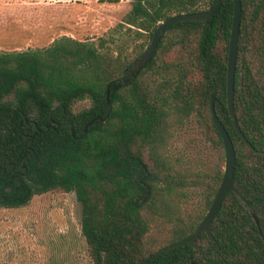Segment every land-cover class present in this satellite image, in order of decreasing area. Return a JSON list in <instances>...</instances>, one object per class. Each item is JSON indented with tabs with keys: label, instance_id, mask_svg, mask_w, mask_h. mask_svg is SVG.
<instances>
[{
	"label": "trees",
	"instance_id": "1",
	"mask_svg": "<svg viewBox=\"0 0 264 264\" xmlns=\"http://www.w3.org/2000/svg\"><path fill=\"white\" fill-rule=\"evenodd\" d=\"M218 1L134 0L126 23L152 39L161 22ZM233 10V0H225L208 21L169 28L131 78L127 71L144 44L102 53L65 37L70 45L0 54V209L27 207L50 192L75 193L93 264H264V0H242L234 96L239 127L262 156L247 149L229 116ZM84 100L90 107L75 112ZM212 102L234 144L236 192L213 222L215 242L202 233L167 250L193 234L223 179L219 166L188 181L170 150L177 132L196 119L224 163ZM190 187L202 191V202L182 218L178 200ZM156 223L171 230L160 245L152 236Z\"/></svg>",
	"mask_w": 264,
	"mask_h": 264
},
{
	"label": "rangeland",
	"instance_id": "2",
	"mask_svg": "<svg viewBox=\"0 0 264 264\" xmlns=\"http://www.w3.org/2000/svg\"><path fill=\"white\" fill-rule=\"evenodd\" d=\"M133 1L111 5L101 0H0V54L47 49L56 42L70 45L65 37L102 53H128L138 44L146 51L151 39L126 23ZM90 105L89 100L80 101L74 111ZM202 131L193 119L170 142L172 160L188 181L192 174L225 169L221 152ZM186 191L188 198L178 200L182 218L198 210L203 198L201 190ZM156 224L152 236L157 245L169 241L171 230H159L162 225ZM0 264H93L76 194L50 192L35 196L27 207L0 209Z\"/></svg>",
	"mask_w": 264,
	"mask_h": 264
},
{
	"label": "water",
	"instance_id": "3",
	"mask_svg": "<svg viewBox=\"0 0 264 264\" xmlns=\"http://www.w3.org/2000/svg\"><path fill=\"white\" fill-rule=\"evenodd\" d=\"M224 1L225 0H219L213 8H211L206 12L176 15L161 22L153 31V35L149 47L142 54V56L132 64L131 68L128 69L126 77L131 78L133 77L134 74H138L144 68V66L155 56V54L158 51L161 39L169 28H171L176 24L186 23V22H206L220 10ZM233 6H234L233 22H232V29L230 35L228 63H227V102H228L229 116L232 118L234 128L239 138L244 142L247 149L259 156H262L263 153L256 151L255 148L246 139L237 121L234 96H235V78H236L239 38H240V25H241V17H242V0H233ZM124 85L125 82L118 84L113 91L116 92ZM109 101H110V88H108L107 90V102L109 103ZM211 111H212L214 124L224 144L225 169H224L223 179L211 207L209 208L205 217L202 219V221L200 222L196 230L193 232V234H191L181 242H178L177 244L170 246L169 248H167V250H172L174 248H178L188 243H194L199 239L202 233H205L212 242H215V238L213 236L212 228H211L212 223L219 214L227 196L232 192H236L234 187V177H235V167H236V152H235L234 144L229 133L227 132V130L219 120L213 102L211 104ZM90 125L91 123L89 124V126ZM87 129L88 127L85 128V132L87 131ZM253 216L258 224L257 217L255 216V214ZM192 264H196V263L193 262Z\"/></svg>",
	"mask_w": 264,
	"mask_h": 264
},
{
	"label": "flooded vegetation",
	"instance_id": "4",
	"mask_svg": "<svg viewBox=\"0 0 264 264\" xmlns=\"http://www.w3.org/2000/svg\"><path fill=\"white\" fill-rule=\"evenodd\" d=\"M214 198H215V197H214ZM212 203H213V202H212ZM224 203H225V201H224ZM224 203H223V204H224ZM211 205H212V204H211ZM222 206H223V205H222ZM210 207H211V206H210ZM253 215H254V213H253ZM217 216H218V215H217ZM255 216H256V215H255ZM215 219H216V218H215ZM213 222H214V221H213ZM212 227H213V223H212ZM212 227H211V228H212Z\"/></svg>",
	"mask_w": 264,
	"mask_h": 264
}]
</instances>
